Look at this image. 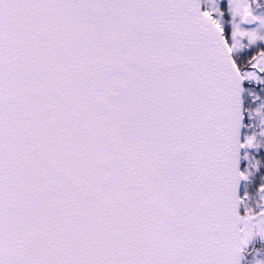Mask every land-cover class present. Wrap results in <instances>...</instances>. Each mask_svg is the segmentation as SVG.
<instances>
[{
    "label": "snow or ice",
    "instance_id": "snow-or-ice-1",
    "mask_svg": "<svg viewBox=\"0 0 264 264\" xmlns=\"http://www.w3.org/2000/svg\"><path fill=\"white\" fill-rule=\"evenodd\" d=\"M0 264H264V0H0Z\"/></svg>",
    "mask_w": 264,
    "mask_h": 264
}]
</instances>
